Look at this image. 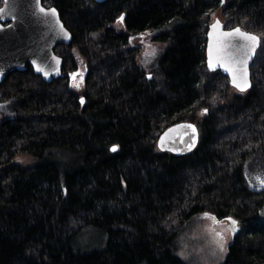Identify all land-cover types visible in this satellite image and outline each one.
I'll list each match as a JSON object with an SVG mask.
<instances>
[{
    "label": "trees",
    "instance_id": "1",
    "mask_svg": "<svg viewBox=\"0 0 264 264\" xmlns=\"http://www.w3.org/2000/svg\"><path fill=\"white\" fill-rule=\"evenodd\" d=\"M43 3L58 8L73 37L55 48L59 77L48 82L28 65L0 83L11 102L0 119V264H191L177 238L204 213L241 225L223 264H264V189L244 176L264 156V0ZM216 10L226 28L261 38L247 91L207 67ZM146 30L167 44L153 66L130 44ZM75 49L87 65L81 94L68 74ZM181 121L198 125L197 147L159 150L161 132ZM20 152L33 164L16 162ZM91 227L102 240L86 245Z\"/></svg>",
    "mask_w": 264,
    "mask_h": 264
},
{
    "label": "water",
    "instance_id": "2",
    "mask_svg": "<svg viewBox=\"0 0 264 264\" xmlns=\"http://www.w3.org/2000/svg\"><path fill=\"white\" fill-rule=\"evenodd\" d=\"M96 1L103 2L105 0ZM9 6L12 8V13L0 16V83L11 72L25 70L28 65L32 66L34 72L48 82L59 77L63 71V58L56 52L55 48L61 44H70L73 35L62 20L58 8L56 6H46L43 0H9ZM2 7H5V0H3L0 8ZM41 7L45 10L55 9L56 12L41 13L39 11ZM13 15L16 19L12 18ZM217 21H219V25L214 29L212 25L216 24ZM237 27L244 32L259 37L254 52L249 49L251 58L248 59L246 66L247 78L245 79L243 72L237 73V83L244 87L242 91L244 92L252 87L251 66L261 44V38L257 33L246 30L239 25L226 28L224 21L217 17L209 24L207 32L206 63L209 70H221L229 77L234 88L241 91L233 83V74L225 70L223 62H217L215 53L218 38L231 40L234 43L237 41L244 43L239 37H221L222 32H231ZM210 33L211 35H209ZM210 44L213 46L211 66L209 64ZM34 61L35 63H33ZM37 67L43 68L44 71H38ZM44 72H47L48 75H45ZM188 125L194 126L195 131H193V128L187 127ZM170 129L171 131H169ZM199 139L200 130L198 125L193 121H181L170 125L161 132L157 146L161 151L183 155L192 152L197 147ZM115 146L118 149V145ZM259 215L264 221V203L259 210ZM231 218L237 221V231L235 233L232 231V224L229 219L227 226L231 230L232 236L235 237L241 229V225L237 219Z\"/></svg>",
    "mask_w": 264,
    "mask_h": 264
},
{
    "label": "rangeland",
    "instance_id": "3",
    "mask_svg": "<svg viewBox=\"0 0 264 264\" xmlns=\"http://www.w3.org/2000/svg\"><path fill=\"white\" fill-rule=\"evenodd\" d=\"M217 17L223 20L220 10L212 13L211 22ZM166 27L169 26L167 25ZM166 27L161 30L166 29ZM158 34L157 30H146L132 35L130 38L132 46L141 48L140 61L144 66H153L167 47L166 43H162L156 39ZM74 54L77 69L75 76L71 77L70 86L77 93L81 94L85 89L87 65H85V61L77 49L74 50ZM233 90L238 91L236 88H233ZM10 110L11 102L0 103V119L9 114ZM14 160L23 166H29L34 162L33 156L25 152L18 153ZM244 167H246L245 171H255V175L249 177L251 183L249 179L247 180L248 184L254 185L256 188L262 187L263 185L259 183L256 177L259 175L263 176L264 174V156L258 155L256 158L248 161ZM212 218L211 214L208 217L200 214L188 221L178 235L177 251L182 258L191 264H223L225 261L228 247L232 242V233L226 224L216 222ZM216 233L222 234V239ZM101 240L102 238H100L98 230L92 227L86 229L81 238V241L86 245L97 244ZM219 243L224 244L226 251H220Z\"/></svg>",
    "mask_w": 264,
    "mask_h": 264
},
{
    "label": "snow or ice",
    "instance_id": "4",
    "mask_svg": "<svg viewBox=\"0 0 264 264\" xmlns=\"http://www.w3.org/2000/svg\"><path fill=\"white\" fill-rule=\"evenodd\" d=\"M39 11L41 13L47 14L48 11L51 13H55V9L51 10H45L44 8H40ZM12 13V8L9 6V0H5V7L0 8V16H5L6 14H11ZM13 19H16L15 15L12 16ZM123 20V17L120 18ZM219 25V21L216 22V24H213L212 27L215 29ZM61 27H63L61 25ZM211 35V33L209 34ZM221 37H239L240 40L244 41V43H239L233 42L231 40H224L221 38H218L216 47H215V53H216V58L217 62H223L225 66V70L229 71L233 74V83L236 85L237 88H240L241 91L244 90V87H242L239 83H237V73L238 72H243V75L245 79L247 78V63L248 59H250L249 55V49H252L254 52L255 47L258 45L259 42V37L250 34L248 32L242 31L239 27L234 29L231 32H222ZM212 56H213V46L212 44L209 45V64L211 66L212 62ZM35 63V61L33 62ZM38 71H44L43 68L37 67ZM45 75H48L47 72H44ZM207 111V110H205ZM187 127L193 128V131H195L194 126L188 125ZM171 131V129L169 130ZM117 146H113L112 151H116ZM256 179L259 181L261 185H264V179L261 177L257 176ZM251 183V181H250ZM205 217L210 216L209 213H204ZM215 220V218H212ZM227 219L231 220L232 224V231L235 233L237 231V221L233 220L231 217H228ZM217 236H221L222 239V234L216 233ZM219 249L221 252L226 251L224 244L219 243ZM183 255V253H181Z\"/></svg>",
    "mask_w": 264,
    "mask_h": 264
},
{
    "label": "flooded vegetation",
    "instance_id": "5",
    "mask_svg": "<svg viewBox=\"0 0 264 264\" xmlns=\"http://www.w3.org/2000/svg\"><path fill=\"white\" fill-rule=\"evenodd\" d=\"M76 72V70L75 71H73V72H71V71H69L68 72V74L70 75V76H72V77H74L75 75H74V73ZM77 72H80V71H77ZM0 92H1V90H0ZM2 94H1V97H0V103H2V102H5V101H2ZM245 168L246 167H244V176H245V180H246V182H247V180L249 179V181H250V178L249 177H252L253 175H255V171H245ZM263 173V172H262ZM258 174V173H257ZM259 177H261L262 179H264V174H263V176H260L259 175ZM247 184H248V182H247ZM264 186V185H263ZM260 187V188H256V187H254V185L252 186V185H249L248 184V187L250 188V189H252V190H258V191H260V190H262V189H264V187Z\"/></svg>",
    "mask_w": 264,
    "mask_h": 264
}]
</instances>
